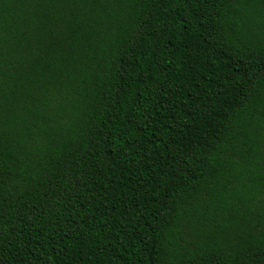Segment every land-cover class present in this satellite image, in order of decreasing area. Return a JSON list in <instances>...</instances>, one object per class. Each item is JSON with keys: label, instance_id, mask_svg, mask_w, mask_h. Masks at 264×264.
Wrapping results in <instances>:
<instances>
[{"label": "trees", "instance_id": "trees-1", "mask_svg": "<svg viewBox=\"0 0 264 264\" xmlns=\"http://www.w3.org/2000/svg\"><path fill=\"white\" fill-rule=\"evenodd\" d=\"M0 264H264V0H0Z\"/></svg>", "mask_w": 264, "mask_h": 264}]
</instances>
